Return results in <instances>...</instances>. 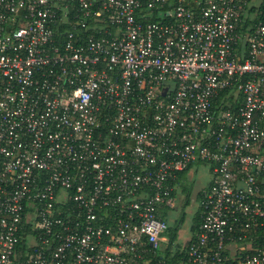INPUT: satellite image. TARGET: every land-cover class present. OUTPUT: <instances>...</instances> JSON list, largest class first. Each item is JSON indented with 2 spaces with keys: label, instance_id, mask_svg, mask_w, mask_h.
Wrapping results in <instances>:
<instances>
[{
  "label": "built area",
  "instance_id": "1",
  "mask_svg": "<svg viewBox=\"0 0 264 264\" xmlns=\"http://www.w3.org/2000/svg\"><path fill=\"white\" fill-rule=\"evenodd\" d=\"M0 264H264V0H0Z\"/></svg>",
  "mask_w": 264,
  "mask_h": 264
},
{
  "label": "rangeland",
  "instance_id": "2",
  "mask_svg": "<svg viewBox=\"0 0 264 264\" xmlns=\"http://www.w3.org/2000/svg\"><path fill=\"white\" fill-rule=\"evenodd\" d=\"M210 180H211V171L209 166L205 164L195 165L193 171L191 172V174H189L188 179L184 182V186L190 187V191L185 192L184 186H182L181 193H178V195L181 196L179 202L180 207L178 210H173L170 212L169 223L174 224L180 218V216L185 214L184 223H182L180 236H179L181 242L186 241L192 234L191 227L198 206V201L196 200L197 194L199 190L203 189L205 185L210 182ZM187 198L190 199V203L185 205L183 204V202H185Z\"/></svg>",
  "mask_w": 264,
  "mask_h": 264
},
{
  "label": "trees",
  "instance_id": "3",
  "mask_svg": "<svg viewBox=\"0 0 264 264\" xmlns=\"http://www.w3.org/2000/svg\"><path fill=\"white\" fill-rule=\"evenodd\" d=\"M184 190L185 192H189L190 191V187H186L184 186ZM202 195V192L200 191L197 194V198L200 199ZM190 203V199L187 198L185 200V205ZM165 218L169 219L168 213H166L165 215H163ZM184 219H185V214H183L182 216H180V218L174 223V224H170L169 229L167 231V235L170 237V241L169 244L166 248V255L168 256V259L170 260V262H174L177 261L179 259V251L182 248V243L179 239V232L181 230L182 227V223H184ZM201 222V216H200V207L196 210L195 215H194V221L192 223V232L194 233Z\"/></svg>",
  "mask_w": 264,
  "mask_h": 264
},
{
  "label": "crops",
  "instance_id": "4",
  "mask_svg": "<svg viewBox=\"0 0 264 264\" xmlns=\"http://www.w3.org/2000/svg\"><path fill=\"white\" fill-rule=\"evenodd\" d=\"M208 184H209V183H208ZM208 184H206L205 187H206ZM205 187H204V188H205ZM201 190H202V189H201ZM180 231H181V230H180ZM179 233H180V232H179ZM191 233H192V232H191ZM179 236H180V234H179ZM181 243H183V242H181Z\"/></svg>",
  "mask_w": 264,
  "mask_h": 264
}]
</instances>
